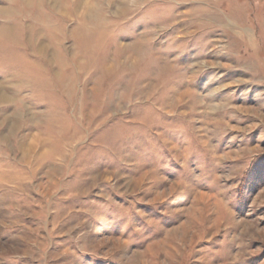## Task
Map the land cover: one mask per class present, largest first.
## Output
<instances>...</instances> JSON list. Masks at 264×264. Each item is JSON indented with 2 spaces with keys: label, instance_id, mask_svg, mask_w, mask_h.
<instances>
[{
  "label": "rangeland",
  "instance_id": "rangeland-1",
  "mask_svg": "<svg viewBox=\"0 0 264 264\" xmlns=\"http://www.w3.org/2000/svg\"><path fill=\"white\" fill-rule=\"evenodd\" d=\"M0 264H264V0H0Z\"/></svg>",
  "mask_w": 264,
  "mask_h": 264
},
{
  "label": "bare ground",
  "instance_id": "bare-ground-1",
  "mask_svg": "<svg viewBox=\"0 0 264 264\" xmlns=\"http://www.w3.org/2000/svg\"><path fill=\"white\" fill-rule=\"evenodd\" d=\"M94 14V13H93ZM91 16V15H90Z\"/></svg>",
  "mask_w": 264,
  "mask_h": 264
}]
</instances>
